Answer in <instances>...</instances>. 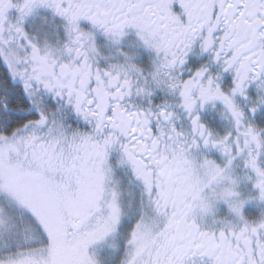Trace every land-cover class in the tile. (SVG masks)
<instances>
[{
	"label": "snow or ice",
	"instance_id": "1",
	"mask_svg": "<svg viewBox=\"0 0 264 264\" xmlns=\"http://www.w3.org/2000/svg\"><path fill=\"white\" fill-rule=\"evenodd\" d=\"M0 264H264V0H0Z\"/></svg>",
	"mask_w": 264,
	"mask_h": 264
}]
</instances>
